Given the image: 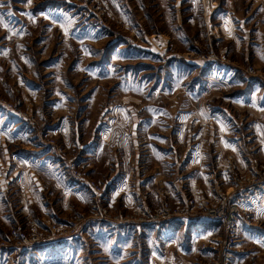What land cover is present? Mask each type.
I'll use <instances>...</instances> for the list:
<instances>
[{
    "label": "rangeland",
    "instance_id": "rangeland-1",
    "mask_svg": "<svg viewBox=\"0 0 264 264\" xmlns=\"http://www.w3.org/2000/svg\"><path fill=\"white\" fill-rule=\"evenodd\" d=\"M54 1L64 0H0V20L6 25L4 31H7L9 24L18 23L19 28L24 31V38L19 40L22 43L21 56L15 53L14 43L9 44L12 55L19 65L17 76L11 74L10 69L14 65L12 61L9 66L5 60H0L1 74L7 84H0V100L16 106V111L20 110L21 113L26 114L24 117L15 115L0 102V129L20 127L19 129L33 131L46 145L50 146V143L61 148L65 158L74 164L78 161V154L66 152L63 142L49 131L60 125L62 120L64 129H136L137 126L139 129H144L148 126L149 129H194L191 133L197 135L201 129H212V123L208 121L210 111L214 113L221 111L220 109H228L241 123L240 128H248V122H244L251 116L248 110L244 109L239 112L230 104L231 97L237 95L238 91L234 92L230 87L216 92L213 90L215 87L210 85L225 83V78L231 74L229 70L233 73L231 75L232 84L239 74L244 77L243 82H247V85H249L248 80L252 78H264V0H108L109 3L124 1V10H122L124 16L122 14L119 16L116 14V16L112 12L115 18L110 19L104 13L102 17L107 27L102 33L82 28V10L78 5L79 1L72 0L74 4L66 7V12L71 16V26L74 23V26L81 29L85 36L73 34L70 38L58 34V22L52 21L51 16L44 15L46 18L35 16L37 8L43 10L45 8L42 7L46 6L49 9L48 6ZM86 4V7L96 6L91 0H87ZM18 17L21 20L16 22L15 19ZM124 18L128 21L120 20H125ZM33 20L35 23H32ZM1 35L0 41H4L5 37ZM93 48L100 51L98 60L90 56ZM117 49L118 51L115 52ZM16 77H19L26 85L35 87L32 95L25 91L22 84L13 83ZM96 78L104 79L100 81ZM116 79L135 80L136 91L140 90L139 93L144 96L140 98L142 105L145 107L149 105L147 110L141 108L138 111L140 115L138 114L135 121H133L135 115L129 114L124 118L110 117L113 115L111 111L113 107L109 108L110 104L126 103L123 99L125 95L116 93ZM235 82H238L236 87L242 84L238 79ZM128 88H130L128 85L123 87L125 90ZM158 89L160 91L157 92ZM187 89L193 91L196 89L194 100L187 98L189 97L187 93H190ZM61 94L64 96L61 97ZM52 96L65 99L63 103L68 106L65 112L59 110L53 112L51 106L54 98ZM89 96H94L93 99H95L91 107L85 102ZM198 98L202 101L196 103ZM160 104L167 107L165 114L159 115L155 112L161 106ZM201 105L204 106L207 117H201V121H198L197 116L193 118L194 116L190 114L196 115L199 111L196 109ZM106 107L109 108L108 112L104 110L102 117L99 118L98 111ZM85 108L87 112L84 113ZM143 109L148 112L147 115H144ZM245 130L247 129H234L227 137L228 140L237 145L240 140L244 139ZM165 133L166 138L172 141L175 130H168ZM210 137L214 142L213 133ZM249 144V147H252L253 141L251 140ZM214 146L215 144L210 145V159H212L210 167H214L215 172L213 173L220 175L221 169L226 168L228 171L233 170L232 175L235 181H238L239 177L251 178L248 165L244 168H234L238 160L229 152H218L221 159L217 164L215 157L218 156L214 152ZM186 147V143L177 144V149L181 154ZM249 156L256 159L260 165L258 169L264 166V158L259 156L257 151H250ZM75 168L79 169L85 177L104 187L103 184L87 175L80 164ZM178 172L170 178H177L184 171L179 170ZM219 175L216 183L220 186L214 184L212 190L213 206L219 201L217 192L222 191L219 194L221 197L231 196L233 193V190H230L233 187L219 182ZM259 177L264 178V168L261 169ZM157 193L159 199L155 204L149 202L147 192L143 193L141 202L153 209H158L164 201L170 202L171 205L177 203L176 199L171 197L170 192L158 189ZM187 194L186 197H194L200 201H208L210 197H197V195H190L189 192ZM15 197V195L7 196V200L4 201L6 212L11 215V218L10 222L7 221L5 224L0 217V246L8 241L12 231L25 232L27 231L25 229L30 227L34 221L43 220L46 224L50 223L51 218L47 215L52 213L61 220L76 224V229L79 230H82L84 221L95 216L91 204L86 211L81 213L65 212L58 207L50 213L43 214L32 209V213H28L21 209V206L17 204L20 200ZM101 207L106 210V216L117 219V221L139 217V214L135 213L134 204L130 209L112 208L108 202L102 203ZM163 224L165 223L144 227L137 224L126 225L130 227L129 234L136 227L140 229L136 240L143 248L138 250L140 256L136 262L142 264L141 259L144 260L148 255L143 239L139 235H148L150 230H153L152 228L160 229ZM258 224L259 227L261 225L262 230L251 228L255 230L253 239L264 236V220L262 219ZM49 225L52 227V223ZM210 227L215 234H220L217 225L210 224ZM60 231L52 227V231L47 230L43 233L45 236L54 235L56 237ZM155 235L156 233L151 235L152 241H155ZM157 245L158 243L155 246ZM203 245L205 244L201 242L197 246L186 248L187 252L190 250L191 254H195L189 258H183V261L187 263L194 261L192 264H223V257L219 251L209 252L202 248ZM253 247L255 246H249L245 254H237L240 257L236 255L230 264H264V251ZM0 251L5 260L0 264H11L12 258L9 253L14 250L7 248L6 251L4 249ZM5 252L8 254L6 258H4ZM25 252L17 251L16 253L21 258V254ZM21 260L26 264H62L61 261L49 262L46 258L34 260L32 256H28L25 260L21 258Z\"/></svg>",
    "mask_w": 264,
    "mask_h": 264
},
{
    "label": "crops",
    "instance_id": "crops-1",
    "mask_svg": "<svg viewBox=\"0 0 264 264\" xmlns=\"http://www.w3.org/2000/svg\"><path fill=\"white\" fill-rule=\"evenodd\" d=\"M54 4L58 5L53 6ZM69 4L71 3L67 0L54 1L50 3V7L48 6L49 9L46 6L42 7L45 8L43 10L37 8L35 16L37 18H46L44 15L51 16L52 21L58 22V34L61 36L69 38L73 34L85 36L81 29L74 26V23L71 26V16L66 12V7ZM110 4L111 11L115 15H123L124 1L111 2ZM18 18L15 19L16 22L21 20L20 17ZM120 20L128 21L127 18ZM32 23L35 21L33 20ZM5 26V22L0 20V33L5 37L4 41H0V60H5L9 66L12 61L14 65L10 71L12 75L17 76L19 65L12 55L9 44L14 43L15 53L21 56L22 43L19 40L24 38V31L19 28V23L9 24L7 31H4ZM54 26L57 25L54 24ZM117 51L118 49L115 50V52ZM99 55L100 51L93 48L90 56L98 60ZM189 64L192 65V63ZM229 72L231 74L225 78V83H213L210 86H214L213 90L216 92L230 87L234 92L238 91L237 95L231 97L230 104L239 112L244 109L248 110L251 116L244 121L248 122V128H240L241 123L233 117L231 111L220 109L221 111L214 113L210 111L208 121L212 123V129H201L197 135L191 133L194 129H149L148 126H145L148 129H139L138 126L136 129H64L63 120L55 129L49 130L50 134L63 142L66 152L78 154V161L72 164L73 167L80 164L87 175L104 185L105 191H107V201L112 208L130 209L133 204L135 206L136 203L141 202L144 192H147L149 202L155 204L159 199L158 189L170 192L174 199L188 196L187 192L193 196L197 195V197L210 196L219 175L213 173L215 172L213 166L210 167V162H212L210 159L211 144H215L214 152L218 156L215 157L217 164L221 159L218 152H229L235 156L238 162L247 161L244 154L246 151L249 153L257 151L259 156L264 158V78H252L248 80L249 85H247V82H243L244 77L239 74L237 79L242 84L236 87L238 82L235 80L237 79L232 84L233 77L231 75L233 73L231 70ZM2 76L1 74L0 84L7 85ZM16 78L13 83L22 84L25 91L32 95L35 87L26 85L19 77ZM96 79L103 81L104 78ZM115 85L116 93H123L122 95H125L123 99L129 105L124 102L110 104L108 107H113L111 110L113 115L110 117L124 118L129 114L135 115L133 118L135 121L138 118V111L141 108L147 110L149 106L142 105L140 98H144V96L139 93L140 90L136 91L134 87L136 81L116 79ZM127 85L130 88L123 89ZM187 92H190L187 93L189 96L187 98L194 100L196 89L195 91L187 89ZM62 94L66 93L62 92ZM62 94L61 97L64 96ZM164 97L167 98L166 95ZM52 98L54 97L52 96ZM93 98L94 96H89L86 99L87 106L93 105L95 101ZM63 101L65 99L59 97L53 99L51 106L53 112L67 110L68 106ZM197 101L201 102L202 99L198 98L196 103ZM139 105L142 106L139 107ZM109 108L96 109L99 110L97 116L101 118L104 110L108 112ZM166 109V106L161 105L155 112L159 115L165 114ZM86 110V108L83 109L84 113ZM88 110L91 109L88 108ZM196 110H199L198 113L196 115L191 113L190 116H194L193 118L197 116L198 121H201V117H207L203 105ZM146 113L148 112L144 110V115H147ZM9 115L11 116V114ZM17 128L0 129V217L3 219L2 222L5 224L7 221L10 222L11 215L6 212L4 207V201L10 195L19 198L20 202L17 204L24 212L28 213H32V210L43 214L50 213L55 207L65 212L81 213L86 211L91 202L89 191L72 177L70 165L66 162L67 159L61 160L35 132ZM234 129H247L244 136L252 137V147H249L250 144L245 143L242 139L241 144L244 146V152H242L238 144L230 142L227 137ZM168 130H175L172 141L170 138H166L165 132ZM212 133L214 142L210 137ZM186 136L188 137L186 138ZM183 143H186L187 147L181 154L177 149V144ZM179 170L184 172H181L177 178H170L171 175L178 174ZM254 217L256 224L253 228L262 230L258 223L262 219L264 220V204L256 208ZM210 224L217 225L206 219L173 221L161 225L163 227L160 229L152 228L153 230H150L148 235H139L148 251L147 257L144 260L141 259L142 264L194 263V261L188 263L183 261V258H189L195 254H191L190 250L187 252L186 248L197 246L208 240L210 236L215 235ZM129 228V226L109 221L87 219L77 237L33 247L21 254L22 259L25 260L28 256H32L34 260L46 258L49 262L61 261L62 264H140V262H136L140 256L138 250L143 248L136 240L140 229L136 227L129 234L131 232ZM254 229L243 230L241 241L236 248L238 252L234 257L237 254L247 253L248 247L252 245L256 250L264 251V236L261 235L253 239ZM155 233L156 239L152 241L151 235ZM157 243L158 245L155 246ZM237 257L240 256L237 255ZM2 261L5 260L0 251V262Z\"/></svg>",
    "mask_w": 264,
    "mask_h": 264
},
{
    "label": "built area",
    "instance_id": "built-area-1",
    "mask_svg": "<svg viewBox=\"0 0 264 264\" xmlns=\"http://www.w3.org/2000/svg\"><path fill=\"white\" fill-rule=\"evenodd\" d=\"M71 4H74L72 0H67ZM78 5L82 10V28L90 29L95 33H102L107 24L103 20V14H107L110 19H114V15L110 8L108 0H91L96 6L86 7L87 0H78ZM77 5V4H75ZM128 28V27H127ZM246 72V71H245ZM247 73V72H246ZM7 108H9L16 115L20 117L26 116L21 113L20 110L16 111V106L6 103L0 100ZM236 138V137H234ZM252 140L251 136H245L244 142L249 143ZM54 149L56 155L62 160L65 159L64 152L61 148L56 147L49 143ZM240 151L244 152V146L241 144V140L238 143ZM247 157L246 162H238L234 164L235 167L244 168L248 165L250 179L239 177L238 181H235V177L232 175L233 170L228 171L226 168L221 169L219 182L233 187V193L231 196L226 195L221 197L217 192L218 204L213 206L211 194L208 201H200L194 197H181L176 199L177 203L172 204L168 201H164L158 209H153L150 206L138 202L135 205V213L139 214V217L133 219H123V221H117V219L106 216V210L101 209L102 203H107L106 191L104 187L85 177L79 169L73 167L72 161L67 159L69 163L70 174L72 177L81 183L89 191L91 198V206L93 207L95 216L90 220L97 221H109L112 223H118L121 225L137 224V225H159L170 221H191L198 219H206L210 222L216 223L220 229V234H215L206 241H203L202 248L207 249L209 252H218L223 257V264H230L234 259V255L237 251V246L241 241V233L243 230H249L256 224L254 217V211L257 207L264 204V178L259 177V173L264 166H260L256 159L249 156V151L244 152ZM66 160V159H65ZM220 186L219 183H216ZM223 194V193H222ZM165 196V195H163ZM170 196V195H169ZM166 198V197H165ZM101 202V203H100ZM176 205V206H173ZM51 218L50 223L52 227L60 231L58 236H45L43 232L47 230L52 231L50 223L34 221L30 227L26 228L27 231H12L9 235L8 241L4 245L0 246V249L6 251L7 248H12L14 251L9 253L11 256V264H26L21 260L20 255L16 252H24L33 249V247L45 245L47 243L56 242L58 240H70L81 232L76 229V224L70 223L66 220H61L56 214L47 215ZM130 217V216H129ZM84 221L82 225L84 226ZM5 252L4 258L8 257Z\"/></svg>",
    "mask_w": 264,
    "mask_h": 264
}]
</instances>
